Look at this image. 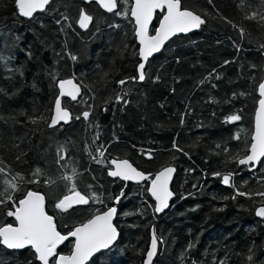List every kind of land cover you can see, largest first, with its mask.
I'll list each match as a JSON object with an SVG mask.
<instances>
[{
    "label": "trees",
    "instance_id": "16d2710c",
    "mask_svg": "<svg viewBox=\"0 0 264 264\" xmlns=\"http://www.w3.org/2000/svg\"><path fill=\"white\" fill-rule=\"evenodd\" d=\"M52 1L25 19L15 0H0V167L9 179L16 172L35 179L31 173L37 167L44 173L37 183H22L21 191L12 193L14 201L0 205V225L15 223L5 211L28 190L44 194L46 211L61 234L107 210L119 196L116 244L88 264H141L153 226L162 242L152 264H264V218L255 214L264 206L256 195L264 192V158L256 169L233 159L248 150L257 88L264 79V24L245 19L260 10V0H181L205 23L149 59L144 81L131 80L138 77L141 61L130 17L83 0ZM117 6L123 12L124 0ZM82 8L94 18L85 31L75 23ZM71 75L83 89L81 102L63 99L71 122L54 129L44 121L33 124L40 116L49 121L56 81ZM119 80L128 82L121 86ZM117 94L128 103L116 102ZM83 111L90 112L88 120ZM231 115L241 119L228 121ZM96 148L105 151L102 160L92 159ZM59 154L65 158L58 164ZM118 158L149 173L173 165L172 191L178 199L171 210L154 214L147 182L109 177L108 161ZM73 167L77 190L86 196L94 192L98 200L58 210L56 201L68 192L59 177ZM228 173L231 184L222 185ZM49 179L55 182L45 183ZM71 249L72 242L65 241L58 252ZM33 260L31 249L0 246V264Z\"/></svg>",
    "mask_w": 264,
    "mask_h": 264
},
{
    "label": "snow or ice",
    "instance_id": "6c2138e0",
    "mask_svg": "<svg viewBox=\"0 0 264 264\" xmlns=\"http://www.w3.org/2000/svg\"><path fill=\"white\" fill-rule=\"evenodd\" d=\"M50 2L51 0H15V5L21 16L31 18L34 13L44 11ZM96 3L108 13H114L117 16L123 15L125 17H129L130 15V18L135 22L134 31L135 37L139 41L138 56L141 62L137 65L138 77H132L131 80L133 81L137 79L139 81L145 80L146 62L153 54L160 52L165 42L172 36L199 29L205 23L201 15L192 10L182 8L181 0H132L130 7L128 6L129 0H124L126 7L123 12L117 10L118 0H96ZM158 9H166V11L162 13V19H160L159 27L155 29V35H151L149 26L153 20L155 11ZM62 19L67 20L69 17L64 16ZM93 19L82 8L75 23L81 29H88ZM245 19L259 20L261 24H264V0H260V10L246 14ZM57 23H60V21H57ZM229 23L231 22L229 21ZM233 27L238 26L233 25ZM239 31L243 34L244 29L240 28ZM261 47L264 48V45H261ZM71 59L75 60L76 57L71 56ZM252 67L255 68L256 66L253 65ZM213 73H215V69ZM211 75L212 73L206 79L210 78ZM127 82V80L118 81L121 86ZM57 87L59 95L56 97L54 109L50 115V122L44 116H40L32 119L31 122L33 124L44 121L48 128H56L61 122L67 123L70 121L71 114L67 109L62 107L61 98L67 96L73 101L77 100L81 94V87L74 83L73 79L59 80ZM257 91L260 97L258 101L259 106L256 109L255 128L251 135L248 150L242 158L233 157V159L238 160L240 165L249 166L250 169L254 168L258 162H262L261 158H264V80H261L258 84ZM115 101L128 103L122 94H117ZM81 115L85 120H88L90 112L85 111ZM77 119H80V117H77ZM226 119L228 121H238L241 117L239 115H231ZM181 123H183V118L181 119ZM173 147L177 148V145L173 143ZM177 150L183 151L179 148ZM63 151V149H59L58 153H63ZM224 151L227 152L228 150L224 149ZM95 152L96 156H92V159L95 160L98 156L102 160L105 157V151L101 148H96ZM184 154L187 155V153ZM147 156L151 159L150 152L147 153ZM64 158L63 154H59L57 163L59 164ZM19 159L17 157V160ZM101 160H97V162L99 163ZM108 164V175L111 177H119L125 181L150 180L148 192L155 200V212L159 213L169 206V199L173 196V193L169 189V182L172 174L175 172V168L171 166L164 167L153 178L151 173L145 174L134 168L128 160L113 159L108 161ZM5 172V168H0V173ZM43 174L42 170L37 167L31 173V176L35 177V179L28 180L25 174L21 172H16L11 179H3L2 183H0V205L7 206L9 202L14 201L12 193L21 191L22 183H37L39 177ZM77 175V169L73 167L70 173L66 171L59 177L60 180L66 183L68 194L64 195L56 203L55 207L58 210L67 211L73 206L88 205L91 200H98L94 192L91 196H86L77 190L75 182ZM213 175L218 177L221 174L214 173ZM231 179L232 173H228L223 175L222 182L225 185H230ZM54 182L50 179L45 181V183ZM239 195H245V193H239ZM256 195L264 199V192L256 193ZM115 199L119 201L120 197L118 196ZM6 215L14 218L15 224L4 223L0 226V246L12 250L31 249L34 260L30 261V264H53V261L54 264H85L94 253L99 252L101 249H108L118 236L117 228L113 224V217L117 215L116 207H109L106 211L102 212L98 211L86 222L68 232L67 235L61 234L57 230L53 217L45 211V197L39 192L32 190H28L18 203H13ZM256 215L264 218V206L256 209ZM70 237L74 238L71 253L68 255L58 254V246ZM160 242L162 241H158L155 232H153L151 246L146 253L144 264H152L153 257L157 254L158 243ZM190 247H192L191 244L189 245ZM248 260H252L251 255L248 256ZM221 264H224V262L222 261Z\"/></svg>",
    "mask_w": 264,
    "mask_h": 264
},
{
    "label": "water",
    "instance_id": "95a60500",
    "mask_svg": "<svg viewBox=\"0 0 264 264\" xmlns=\"http://www.w3.org/2000/svg\"><path fill=\"white\" fill-rule=\"evenodd\" d=\"M52 1V0H51ZM84 2H86V3H90V2H92V3H96V0H83ZM131 2H132V0H131ZM97 4V3H96ZM98 5V4H97ZM99 6V5H98ZM100 7V6H99ZM101 8V7H100ZM103 11H105L103 8H101ZM159 10H161V9H159ZM163 10V9H162ZM161 10V11H162ZM190 10V9H189ZM164 11H166V9H164ZM38 12H41V11H38ZM38 12H36V13H34V15L35 14H37ZM106 12V11H105ZM33 15V16H34ZM21 16V15H20ZM22 18H26V19H31V18H29V17H23V16H21ZM161 19H162V17H161ZM132 21H133V23H134V25H135V22H134V20L132 19ZM78 25V24H77ZM78 27H79V25H78ZM158 27H159V24H158ZM80 28V27H79ZM81 29V28H80ZM82 31H85L86 29H81ZM198 29H195V30H193V31H191V32H188V33H179V34H176V35H174V36H172L171 38H173V37H175V36H179V35H188V34H191V33H193V32H196ZM154 35H155V33H154ZM170 38V39H171ZM169 39V40H170ZM168 40V41H169ZM168 41H166L165 42V45L161 48V50H160V52H158V53H155V54H153V56L152 57H150L149 59H151V58H153L155 55H158V54H160L161 52H162V50L166 47V45L168 44ZM139 43V42H138ZM65 79H73V78H67V77H64V78H60V79H57V81H56V89H57V91H58V95H59V89H58V87H57V82L59 81V80H65ZM74 80V79H73ZM74 83H76L77 85H79L80 87H81V84L77 81H75L74 80ZM81 93H82V89H81ZM57 95V96H58ZM63 98H67V99H70L71 101H73L70 97H67V96H64V97H62L61 98V105H62V107L63 108H65V109H67L69 112H70V114H71V119H72V113H71V111L67 108V107H64L63 106ZM56 100V99H55ZM54 105H55V101L53 102V104H52V109H51V112H52V110L54 109ZM258 106L259 105H257V108H258ZM256 108V109H257ZM255 113H256V111H255ZM71 119H70V121L69 122H67V123H64V122H61V124L60 125H68L70 122H71ZM49 122H50V118H49ZM58 127V126H57ZM254 128H255V115H254V126H253V132H254ZM49 129H54V128H49ZM263 158H261V160H262ZM111 160H113V159H111ZM110 160V161H111ZM117 160H128V159H126V158H122V159H120V158H118ZM128 162L134 167V168H136L137 170H139V171H141V172H144V171H142V170H140V169H138L134 164H132L129 160H128ZM259 163L260 162H258L257 164H256V166L253 168V169H256L257 167H258V165H259ZM240 165V164H239ZM168 166H171V167H173V168H175L173 165H166V166H163L162 168H160V169H158V170H156L155 172H152L151 174H152V177L154 178V176H155V174L157 173V172H159L161 169H163L164 167H168ZM243 166H246V165H243ZM108 171H109V169L107 170V173H108ZM145 174H148L149 172H144ZM175 173H176V168H175V172L172 174V178H171V180H170V182H169V189H170V191L173 193V196L169 199V206L167 207V208H165L163 211H161V212H159V213H157V212H155V214H157V215H159V214H162V213H166V211L168 210V209H170L171 208V203H172V199H173V197H174V192L172 191V182H173V180H174V176H175ZM109 177H111V176H109ZM111 178H115V179H119V180H121V181H124V182H130V183H134V184H138V183H142V182H144V181H136V180H129V181H125V180H123L122 178H119V177H111ZM222 179H223V177H222ZM149 182H148V188L150 187V180H148ZM223 183V182H222ZM148 188H147V192H148ZM32 191H34V190H32ZM35 192H39V191H35ZM41 195H43L44 196V194L42 193V192H39ZM68 194V192H66V193H64L62 196H60L59 198H58V201L60 200V199H62L63 198V196L64 195H67ZM83 194V193H82ZM148 194H149V196L152 198V200H153V202H154V208H155V200H154V198L151 196V194L148 192ZM45 197V196H44ZM58 201H56V203L58 202ZM117 204H118V201H115L114 202V205L113 206H111V207H117ZM82 206H86V205H77V206H73L72 208H80V207H82ZM259 207H262V206H259ZM259 207H257V208H259ZM256 208V209H257ZM45 211H46V204H45ZM106 211V210H105ZM47 212V211H46ZM256 212V211H255ZM48 214V213H47ZM48 215H50V214H48ZM52 216V215H51ZM53 217V216H52ZM258 217V216H257ZM258 218H261V217H258ZM115 219H116V215L113 217V224H114V221H115ZM87 221V220H86ZM85 221V222H86ZM82 223H84V222H82ZM82 223H79L78 225H76L75 227H77V226H79L80 224H82ZM115 226V225H114ZM75 227H73L72 228V230L75 228ZM71 230V231H72ZM70 232V231H69ZM117 232H118V230H117ZM153 228H151V236H150V241H149V246H148V249L150 248V246H151V241H152V236H153ZM63 235H67V234H63ZM118 235H119V232H118ZM69 239H73V245H74V238H72V237H70ZM68 239V240H69ZM117 239H118V236H117ZM117 239L113 242V244L109 247V248H111L115 243H116V241H117ZM65 242H63L61 245H59L58 246V248L59 247H61L63 244H64ZM73 245H72V247H73ZM158 245H159V243H158ZM108 248V249H109ZM9 250H12V249H9ZM72 250V249H71ZM107 249H101L99 252H97V253H94L91 257H89V259L85 262V264H87L91 259H93L96 255H98L99 253H101V252H103V251H106ZM157 250H158V247H157ZM148 251V250H147ZM71 253V252H70ZM69 253V254H70ZM147 253V252H146ZM59 254H63V253H59ZM63 255H68V254H63ZM145 258H146V255H145ZM154 258H155V256L153 257V260H154ZM145 260V259H144ZM153 260H152V263H153ZM144 264V263H143Z\"/></svg>",
    "mask_w": 264,
    "mask_h": 264
},
{
    "label": "flooded vegetation",
    "instance_id": "af4514ba",
    "mask_svg": "<svg viewBox=\"0 0 264 264\" xmlns=\"http://www.w3.org/2000/svg\"><path fill=\"white\" fill-rule=\"evenodd\" d=\"M119 2H120V0H118ZM130 1V4H131V0H129ZM84 2V1H83ZM84 3H86V2H84ZM96 4V3H95ZM99 7V6H98ZM130 7V6H129ZM183 8V7H182ZM46 9H47V7H46ZM45 9V10H46ZM187 9V8H186ZM44 10V11H45ZM162 10V9H161ZM161 10H156L155 11V13H154V16H153V20H152V22L150 23V26H149V31H150V34L151 35H154L153 34V25H158L159 24V22H160V19H161V17H162V13L164 12V9L162 10V12H161ZM44 11H41V12H44ZM19 14V13H18ZM129 17H130V15H129ZM78 19V18H77ZM131 19V18H130ZM132 20V19H131ZM132 23H133V21H132ZM91 26V24L89 25V27ZM133 26H134V29H135V25H134V23H133ZM188 35H190V34H188ZM179 36H187V35H179ZM179 36H175V37H179ZM175 37H173V38H171L169 41H168V43L172 40V39H174ZM134 41H135V43L138 45V48H139V41L136 39V37H135V31H134ZM138 51H139V49H137ZM156 56V55H155ZM67 78H73L76 82H77V79H76V77H74L73 75H71V76H68ZM81 89H82V85H81ZM83 90V89H82ZM83 92V91H82ZM81 98H82V93L78 96V98H77V100H75V101H73V102H81ZM80 104H82V103H80ZM83 112H85V111H83ZM63 125V124H62ZM65 126V125H64ZM249 167V166H248ZM109 168H107V170H108ZM251 169H253V168H251ZM248 170H249V168H248ZM109 176V175H108ZM147 182V184H146V186L148 185V181H146ZM7 211V210H6ZM5 211V212H6ZM162 214H164V213H162ZM161 215V214H160ZM7 216V215H6ZM8 217V216H7ZM3 225V224H2ZM2 225H0V226H2ZM60 248V247H59ZM59 248L57 249V251L59 250ZM25 250H28V249H25ZM20 251H23V250H13V252H20ZM60 252H58V254H59ZM99 255V254H98ZM97 255V256H98ZM95 258V257H94ZM53 264H54V261H53Z\"/></svg>",
    "mask_w": 264,
    "mask_h": 264
},
{
    "label": "rangeland",
    "instance_id": "374dc122",
    "mask_svg": "<svg viewBox=\"0 0 264 264\" xmlns=\"http://www.w3.org/2000/svg\"><path fill=\"white\" fill-rule=\"evenodd\" d=\"M53 1H51L50 2V4L52 3ZM49 4V5H50ZM48 5V6H49ZM47 6V7H48ZM100 8V7H99ZM101 9V8H100ZM102 10V9H101ZM162 12V11H161ZM37 15V14H36ZM35 15V16H36ZM20 16V15H19ZM21 17V16H20ZM158 27V25H153V34L155 33V29ZM193 34V33H192ZM139 57V56H138ZM140 59V58H139ZM68 100H70V99H68ZM71 101V100H70ZM253 119H252V123H251V131H250V136H249V143H250V140H251V135H252V133H253V126H254V113H253ZM249 147V146H248ZM239 164V163H238ZM1 168V167H0ZM223 175H225V174H223ZM223 175H222V177H223ZM0 177H1V180L3 181V179H5V178H7V179H9V177H8V175H6V174H3V173H1L0 174ZM222 179V178H221ZM221 184L222 185H225V184H223L222 183V181H221ZM147 188H148V185L146 186V192H147ZM147 194H148V192H147ZM149 195V194H148ZM151 198V197H150ZM177 200L178 198H176V194L174 193V197H173V199H172V203H171V205H173V200ZM151 200H152V198H151ZM152 204H153V206H152V208H153V212H154V202H153V200H152ZM173 206H171V208H172ZM259 207V206H258ZM171 210V209H170ZM169 211V209L166 211V212H168ZM255 211H256V209H255ZM165 213V212H164ZM154 214H155V212H154ZM255 214H256V212H255ZM155 215H157V214H155ZM158 216H160V214L158 215ZM257 216V215H256ZM15 224V223H14ZM151 228H153V231L154 232H156L155 231V227L153 226V227H151ZM151 228H150V236H151ZM156 235V234H155ZM157 237V236H156ZM158 239V238H157ZM67 241H71L72 242V245H73V239H69V240H67ZM149 241H150V238H149ZM158 241H160L159 239H158ZM116 244V243H115ZM115 244L113 245V246H115ZM148 246H149V243H148ZM159 246V245H158ZM110 249H107L106 251H103V252H101V253H99V255L100 254H104V253H107L108 251H109ZM147 250H148V247H147ZM147 250H146V252H147ZM146 252H145V254H144V258H143V260H142V263L141 264H143L144 263V259H145V255H146ZM157 253H158V250H157ZM98 255V256H99ZM97 256V255H96ZM156 256V255H155ZM94 259V258H93ZM91 261V260H90ZM89 261V262H90ZM88 262V263H89ZM87 263V264H88Z\"/></svg>",
    "mask_w": 264,
    "mask_h": 264
},
{
    "label": "bare ground",
    "instance_id": "6f19581e",
    "mask_svg": "<svg viewBox=\"0 0 264 264\" xmlns=\"http://www.w3.org/2000/svg\"><path fill=\"white\" fill-rule=\"evenodd\" d=\"M118 7V6H117ZM18 12H19V10H18Z\"/></svg>",
    "mask_w": 264,
    "mask_h": 264
}]
</instances>
